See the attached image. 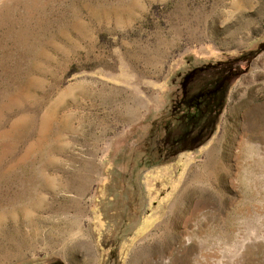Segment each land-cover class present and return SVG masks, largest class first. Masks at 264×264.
I'll list each match as a JSON object with an SVG mask.
<instances>
[{
    "label": "rangeland",
    "instance_id": "1",
    "mask_svg": "<svg viewBox=\"0 0 264 264\" xmlns=\"http://www.w3.org/2000/svg\"><path fill=\"white\" fill-rule=\"evenodd\" d=\"M220 64L209 127L159 151L181 77ZM112 244L113 264H264V0H0V264Z\"/></svg>",
    "mask_w": 264,
    "mask_h": 264
},
{
    "label": "flooded vegetation",
    "instance_id": "2",
    "mask_svg": "<svg viewBox=\"0 0 264 264\" xmlns=\"http://www.w3.org/2000/svg\"><path fill=\"white\" fill-rule=\"evenodd\" d=\"M221 67L224 65L195 67L181 77L179 87L170 98L166 116L153 120L152 126L157 128L155 142H161L159 151L171 153L185 148L209 127V123H203L212 113V106L215 108L219 104L222 87L209 90L205 82L212 77L227 80L225 75L220 76ZM160 132L163 134L159 136Z\"/></svg>",
    "mask_w": 264,
    "mask_h": 264
},
{
    "label": "trees",
    "instance_id": "3",
    "mask_svg": "<svg viewBox=\"0 0 264 264\" xmlns=\"http://www.w3.org/2000/svg\"><path fill=\"white\" fill-rule=\"evenodd\" d=\"M115 256H116L115 247L112 244V248H110V250L106 254V257H104L105 264H113L112 263V258L115 257ZM56 264H60V263L57 262Z\"/></svg>",
    "mask_w": 264,
    "mask_h": 264
}]
</instances>
